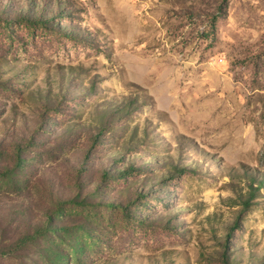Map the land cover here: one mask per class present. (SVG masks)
<instances>
[{"label":"rangeland","instance_id":"rangeland-1","mask_svg":"<svg viewBox=\"0 0 264 264\" xmlns=\"http://www.w3.org/2000/svg\"><path fill=\"white\" fill-rule=\"evenodd\" d=\"M61 1L0 0V264H264V0Z\"/></svg>","mask_w":264,"mask_h":264},{"label":"trees","instance_id":"trees-1","mask_svg":"<svg viewBox=\"0 0 264 264\" xmlns=\"http://www.w3.org/2000/svg\"><path fill=\"white\" fill-rule=\"evenodd\" d=\"M57 2H58V8H60V6L63 4V2L61 1V3H59L60 0H57ZM33 11H34L35 13H37V8L33 9ZM29 19H31V18H29ZM32 19H33V20H32ZM32 19H31V21L34 22L36 18H32ZM40 99H42L41 103H42L43 105L47 106V104H48V105L50 104V103H48L49 100H46V101L43 102V98H40ZM44 103H45V104H44ZM129 105H130V103L127 104L126 107H129ZM112 112H113V113L116 112V109H113ZM65 136H66V135L62 136V139H61V140L64 141L65 138L63 139V137H65ZM67 138H68V136H67ZM172 167H174V166L172 165ZM109 173H110L109 168H105V167L102 168V170L99 172L100 177H103V178H106V177L109 175ZM119 174H121V173H119ZM261 185H262V182H261V181L258 182V186H257V188L260 189ZM252 187H253V186H252ZM253 188H254V187H253ZM254 196H255V191H254V189H251V190H250V196H249L248 198H246L245 200H243L241 203H242V204H246V206H248L249 203L251 202L252 197H254ZM45 227H46V229H45ZM47 228H48L47 226H44V227H43V230H45L44 232H46ZM38 231H39V232H38ZM40 232L42 233L43 231H42V230H37V231H36V233H38V234H39ZM225 253H227L226 250H225ZM225 258H226L228 264H230L229 259H227V258H228V254H225Z\"/></svg>","mask_w":264,"mask_h":264}]
</instances>
